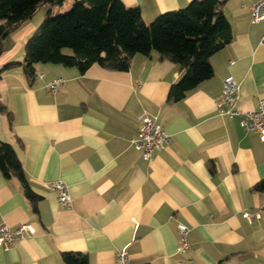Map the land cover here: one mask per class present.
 <instances>
[{
  "label": "crops",
  "instance_id": "crops-1",
  "mask_svg": "<svg viewBox=\"0 0 264 264\" xmlns=\"http://www.w3.org/2000/svg\"><path fill=\"white\" fill-rule=\"evenodd\" d=\"M121 1L150 23L192 0ZM256 1H224L231 40L210 57L213 75L177 101L168 94L183 72L155 51L133 55L126 71L38 63L30 78L21 65L4 66L23 60L39 21L31 16L5 37L0 141L15 150L37 199L0 172V225L34 228L0 247V264H63L65 252L117 264L123 250L125 264H264V191L254 189L264 179V141L215 106L227 76L239 84L241 111L264 99ZM55 78L63 84L53 93L47 83ZM142 114L156 116L171 136L151 161L129 144ZM55 180L66 184L70 208L49 189ZM244 212L258 217L249 222ZM180 223L189 230L184 254L176 252Z\"/></svg>",
  "mask_w": 264,
  "mask_h": 264
},
{
  "label": "trees",
  "instance_id": "trees-1",
  "mask_svg": "<svg viewBox=\"0 0 264 264\" xmlns=\"http://www.w3.org/2000/svg\"><path fill=\"white\" fill-rule=\"evenodd\" d=\"M224 1L192 0L145 23L138 7H127L121 0H0V55L5 37L44 6V19L28 37L23 60L4 68L21 65L30 78L38 63L74 66L80 72L97 63L126 71L133 55L155 51L183 72L168 94L177 101L213 75L210 57L231 40V26L221 10ZM64 48L71 52L64 53ZM0 172L5 178L16 177L25 196L36 201L15 150L3 141ZM254 189L264 191V179ZM62 261L88 264L82 252H65Z\"/></svg>",
  "mask_w": 264,
  "mask_h": 264
},
{
  "label": "built area",
  "instance_id": "built-area-1",
  "mask_svg": "<svg viewBox=\"0 0 264 264\" xmlns=\"http://www.w3.org/2000/svg\"><path fill=\"white\" fill-rule=\"evenodd\" d=\"M251 18L253 22H264V0H257L252 6ZM261 45L264 46V35L261 38ZM40 78L41 74L38 75ZM63 79L55 78L47 83L49 90L56 93L62 86ZM239 91V84L232 76H227L223 81L222 91L219 99L216 101V110L219 115L228 117H240V125L247 131H255L259 137L264 141V99H258L255 108L248 111H241L236 107L237 94ZM138 127L135 136L129 140L130 146L141 152L142 158L151 161L157 150L163 148L171 141V136L163 129L157 122L156 116L142 114L138 116ZM49 189L56 193L58 200L67 208H70L71 198L67 190V186L60 180L49 182ZM243 217L249 222L258 217L257 213L244 212ZM33 233L34 228L29 224H22L21 226L11 230L6 225H0V247L2 249L9 248V245L15 239H21L24 233ZM179 241L176 247L178 254H184L189 248L188 234L189 230L183 223L178 225ZM127 260L126 252L120 251L117 254V264H125ZM176 264H183L178 261Z\"/></svg>",
  "mask_w": 264,
  "mask_h": 264
},
{
  "label": "rangeland",
  "instance_id": "rangeland-1",
  "mask_svg": "<svg viewBox=\"0 0 264 264\" xmlns=\"http://www.w3.org/2000/svg\"><path fill=\"white\" fill-rule=\"evenodd\" d=\"M34 20H36V21H39L38 22V25L42 22V20L44 19V15H43V9L42 8H40L34 15H33V17H32ZM37 25V26H38ZM63 52L64 53H67V52H71V49H69V48H64L63 49Z\"/></svg>",
  "mask_w": 264,
  "mask_h": 264
}]
</instances>
